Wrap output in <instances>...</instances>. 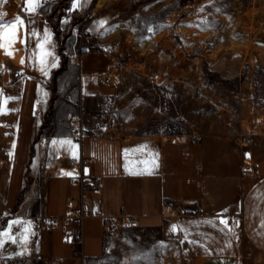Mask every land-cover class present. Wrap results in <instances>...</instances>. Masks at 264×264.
Masks as SVG:
<instances>
[{"label":"crops","instance_id":"1","mask_svg":"<svg viewBox=\"0 0 264 264\" xmlns=\"http://www.w3.org/2000/svg\"><path fill=\"white\" fill-rule=\"evenodd\" d=\"M97 1L62 0L60 6L78 20L91 16L98 26L110 17L100 9L116 0L100 6ZM13 41L16 54L24 47L29 57L17 66L28 73L20 82L16 116L0 121V264H101L111 249L107 233L124 227H107L104 219L123 215L138 219L134 229L159 231L173 245L177 264H242L250 258L247 252L264 262V129L244 128L251 134L246 141L195 131L126 133L113 122L115 112L102 117L88 109L121 92L126 104V66H112L111 56L94 51L63 64L47 29L26 30ZM108 73L111 84L104 85L101 76ZM53 81L59 99L53 98ZM52 98L54 124L45 120ZM71 125L81 130L80 140ZM107 128L115 131L91 132ZM193 133L201 140H190ZM80 157L89 159L96 184L83 192L84 218L66 229L61 222L37 224L39 217L63 216L67 198L80 196L72 182L78 169L68 164ZM166 205L178 216L164 218ZM239 212L242 226L234 230L227 218Z\"/></svg>","mask_w":264,"mask_h":264},{"label":"rangeland","instance_id":"2","mask_svg":"<svg viewBox=\"0 0 264 264\" xmlns=\"http://www.w3.org/2000/svg\"><path fill=\"white\" fill-rule=\"evenodd\" d=\"M61 1L0 0L9 6L0 17V23L9 25L0 27V62L8 79L17 82L14 92L2 93L0 121L16 116L20 82L28 73L17 66L29 55L24 47L16 54L13 39L26 30L47 29L63 64L94 51L111 56L112 66H126V104L121 92L114 101L92 102L88 108L102 117L115 112L118 130L227 136H239L246 127L263 131L264 0H155L139 9L150 0H134L127 7L116 0L100 9L110 17L98 26L91 16L73 18ZM17 17L23 23L12 32ZM117 72L121 78L123 70ZM56 87L53 81V98L59 99ZM53 98L45 120L54 124ZM87 142L83 140L85 150ZM107 236L111 249L101 264H177L173 245L159 231L123 227L110 229ZM247 253L250 258L242 264H264Z\"/></svg>","mask_w":264,"mask_h":264},{"label":"built area","instance_id":"3","mask_svg":"<svg viewBox=\"0 0 264 264\" xmlns=\"http://www.w3.org/2000/svg\"><path fill=\"white\" fill-rule=\"evenodd\" d=\"M111 77L112 74L108 73L104 76H101V82L104 85L111 84ZM17 87L16 81H10L7 77V73L5 71L4 65L0 62V107H1V100H2V93L4 90L14 92ZM70 132L75 134L77 139L80 140L83 137V134L77 125L70 126ZM251 136L247 129H242L239 133V138L242 141H246ZM202 136L198 133H193L189 136L190 140L193 141H200ZM69 166L75 167L78 169V174L75 175L72 179L74 185H76L80 190V196L78 198L75 197H68L66 200V212L63 216H43L39 217L36 221L37 224L43 225L45 227H53L58 225L61 222L62 227L66 229L72 221H77L80 223L84 218V208H83V192L85 190H92L96 187L95 182L90 178L89 173L85 174V168L89 167L90 161L88 158L80 157L78 159H71L68 161ZM246 167L249 165L245 163ZM242 171V175H246L248 169ZM179 212L170 205L163 206L161 209V215L165 218L168 217H177ZM228 223L234 230H240L242 226V214L239 213H232L227 218ZM104 225L109 227H129V228H136L139 226L138 219L134 216H126L123 215L121 217H112V218H105Z\"/></svg>","mask_w":264,"mask_h":264},{"label":"snow or ice","instance_id":"4","mask_svg":"<svg viewBox=\"0 0 264 264\" xmlns=\"http://www.w3.org/2000/svg\"><path fill=\"white\" fill-rule=\"evenodd\" d=\"M27 3L28 4H34L35 3V0H27ZM2 13H0V17H2ZM23 23V21L19 18V17H17L15 20H13L12 22H11V31L12 32H14L15 31V28H16V26L17 25H20V24H22ZM0 27H9V25H5V24H2V23H0ZM22 63H23V61H21ZM223 222V221H222Z\"/></svg>","mask_w":264,"mask_h":264},{"label":"bare ground","instance_id":"5","mask_svg":"<svg viewBox=\"0 0 264 264\" xmlns=\"http://www.w3.org/2000/svg\"><path fill=\"white\" fill-rule=\"evenodd\" d=\"M104 1H106V0H98L96 6H100L102 4V2H104Z\"/></svg>","mask_w":264,"mask_h":264},{"label":"water","instance_id":"6","mask_svg":"<svg viewBox=\"0 0 264 264\" xmlns=\"http://www.w3.org/2000/svg\"><path fill=\"white\" fill-rule=\"evenodd\" d=\"M84 172H85V174H88L89 173L88 168H85Z\"/></svg>","mask_w":264,"mask_h":264}]
</instances>
